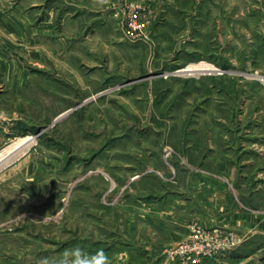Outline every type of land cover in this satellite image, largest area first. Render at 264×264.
<instances>
[{"label":"rangeland","instance_id":"rangeland-1","mask_svg":"<svg viewBox=\"0 0 264 264\" xmlns=\"http://www.w3.org/2000/svg\"><path fill=\"white\" fill-rule=\"evenodd\" d=\"M31 1L0 0L2 25H35L24 18L37 12ZM174 18L137 43L116 24L109 51L89 49L88 28L75 45L56 31L30 53L2 30L0 70H13L6 60L16 52L14 72L32 78L19 91L0 79V121L9 123L0 154L32 143L0 167V264H133L136 233L144 247L158 233L152 217L165 218L156 200L181 189L197 204L198 190L208 199L223 185L264 211V0H190L185 23ZM193 225L207 229L191 218L189 235ZM236 235L234 248L200 264H264V238Z\"/></svg>","mask_w":264,"mask_h":264},{"label":"crops","instance_id":"crops-1","mask_svg":"<svg viewBox=\"0 0 264 264\" xmlns=\"http://www.w3.org/2000/svg\"><path fill=\"white\" fill-rule=\"evenodd\" d=\"M24 1L25 0H22V5ZM47 2L51 5V8L45 7V3ZM129 4L146 7L149 19L148 30L150 32V38H152L154 32H162L163 30L168 32L169 27L171 28V25H169L171 22L174 21L173 24L179 22L178 19H173V17L178 16L181 21L183 20V23H185L184 16L189 18L190 13V0H33L27 7L28 9L37 8V12L31 13L28 11L25 14L27 16L24 15V18H26L27 22H30L33 16L37 20L35 25H30V23L23 24L22 26L14 25V23L2 25V14L0 11V47L4 46L6 41V37L1 36L3 33L2 30L4 29L11 34L12 42L16 39L18 44H23L22 47L28 50L26 51L27 53H30L29 50L33 45L40 46L50 40L55 41L56 37L54 33L56 31L59 32V36H57L59 43L68 41L70 46L75 45L79 41V39H77V33L80 32L82 28H88L91 36L89 35V39L86 38L85 44L89 45V49L93 50L94 48H100L109 51L110 48L118 46L117 44L119 41L117 40L118 33L116 32V24L118 25L119 23L122 10ZM34 13L36 14L34 15ZM78 15H80V17ZM84 15L85 18L83 17ZM62 16L64 17L63 19ZM160 17H164L165 22L159 25L158 20ZM52 20H54V23H52ZM55 21H58L57 26H55ZM63 21H66V23L64 22L63 24ZM62 25L69 27V34L64 35V39L60 36L61 31H63L62 28H58L62 27ZM180 31L182 35L188 33L189 27H184L182 25L179 32ZM148 40L150 39L146 41ZM10 48L14 50V46ZM13 53L12 56L6 60L13 70L10 72H3L0 70V79L6 78L12 80L14 82L12 83L13 90L19 91L20 86L26 87L32 77L23 69H21V71L18 69L14 72V67L16 68V65H19L22 61L19 59V56L15 55L18 53L15 52L14 55ZM41 53L42 52L37 49V58L39 62L42 57ZM2 59L3 58L0 57L1 61H3ZM7 127L9 128V123L0 121V143L7 135ZM5 166L1 168H5ZM212 186L215 187V190H213V192L210 191L214 193L210 194L211 198L209 197L207 199L205 194L202 196V193L206 190L202 192L200 190L197 191V204L193 199L187 198L184 189H181L182 194L174 196L171 193H167L163 200H156V206L160 208L164 206L168 211L166 210V213L163 212L165 214V218L163 219L162 213H157L155 219L152 217V222L157 220L156 225L158 233L144 243V247L142 234L136 233L134 237V250L135 252L137 251L136 256L138 258L133 262L130 261L133 264H142V259L144 258L142 256H145L149 258V264H164L163 250L165 247L167 249L187 238L189 235L188 224L191 218L199 219L202 225L207 229L216 227L233 230L242 237V241L250 238V233L252 237L264 238V211L261 213L260 210L255 211L250 210L248 206L244 207L239 200L235 199L234 195L231 198L223 185ZM254 198L255 197L252 195L251 200L254 201ZM194 203L197 206H194L192 210L190 209L191 204ZM201 207L208 209L213 208V210L206 211L204 209L206 212H203L200 210L202 209ZM175 208L178 209L176 212ZM164 226H168L170 229H165L163 235L159 234V231H163L165 228ZM125 257L127 259V253ZM126 259L125 261L123 260V263L130 262ZM144 259L146 260V258ZM119 262L118 264H122Z\"/></svg>","mask_w":264,"mask_h":264},{"label":"built area","instance_id":"built-area-1","mask_svg":"<svg viewBox=\"0 0 264 264\" xmlns=\"http://www.w3.org/2000/svg\"><path fill=\"white\" fill-rule=\"evenodd\" d=\"M148 20L146 7L127 5L118 23L124 39L130 43L146 41L149 36ZM239 241V237L232 231L193 225L189 237L170 247L167 254L169 260L176 264H200L234 248Z\"/></svg>","mask_w":264,"mask_h":264},{"label":"bare ground","instance_id":"bare-ground-1","mask_svg":"<svg viewBox=\"0 0 264 264\" xmlns=\"http://www.w3.org/2000/svg\"><path fill=\"white\" fill-rule=\"evenodd\" d=\"M209 69L205 68L204 70ZM191 69H185L183 71H190ZM197 70V69H194ZM192 71V70H191ZM32 143L31 138H26L19 142L18 144L14 145L12 149H8L5 151V155L0 154V167L4 166L8 162H11L13 158H15L19 154H23L25 150L29 147Z\"/></svg>","mask_w":264,"mask_h":264}]
</instances>
